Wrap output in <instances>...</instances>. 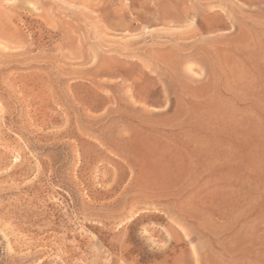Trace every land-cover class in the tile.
Here are the masks:
<instances>
[{
  "label": "rangeland",
  "instance_id": "374dc122",
  "mask_svg": "<svg viewBox=\"0 0 264 264\" xmlns=\"http://www.w3.org/2000/svg\"><path fill=\"white\" fill-rule=\"evenodd\" d=\"M0 264H264V0H0Z\"/></svg>",
  "mask_w": 264,
  "mask_h": 264
}]
</instances>
